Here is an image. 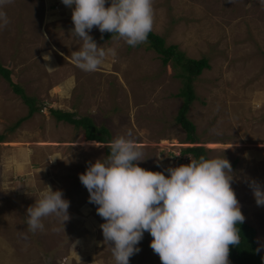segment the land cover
Masks as SVG:
<instances>
[{
    "label": "rangeland",
    "instance_id": "1",
    "mask_svg": "<svg viewBox=\"0 0 264 264\" xmlns=\"http://www.w3.org/2000/svg\"><path fill=\"white\" fill-rule=\"evenodd\" d=\"M153 9L154 33L187 57H206L211 66L194 80L196 98L187 112L197 143L186 140L175 120L182 104L177 71L171 62L163 65L147 44L114 42L94 27L89 34L96 43L115 47L117 55L99 70L84 72L71 61L80 44L70 31L71 7L62 0H12L3 8L10 22L0 29V61L41 109L11 130L27 106L0 76L5 137L0 142V264H115L102 243L104 221L79 180L87 162L106 156L108 143L84 142L81 128L57 121L50 109L91 118L109 130V141L130 131L143 151L139 166L150 171L168 175L167 167L190 163L193 156L182 152L190 146H204L208 158L224 156L232 165L231 186L244 222L254 226L257 247L264 245V206L257 205L245 182L251 178L264 186V5L260 0H153ZM49 53L51 59L44 60ZM69 78L74 87L65 85ZM45 184L63 191L70 219L63 226L46 217L44 230L33 233L25 213ZM152 239L144 233L129 264H161Z\"/></svg>",
    "mask_w": 264,
    "mask_h": 264
},
{
    "label": "clouds",
    "instance_id": "2",
    "mask_svg": "<svg viewBox=\"0 0 264 264\" xmlns=\"http://www.w3.org/2000/svg\"><path fill=\"white\" fill-rule=\"evenodd\" d=\"M10 3L12 0H0V29L10 22L3 11ZM62 3L72 8L74 27L70 31L80 41L78 50L71 52V61L84 72L99 70L108 58L117 55L115 47L104 48L96 43L89 34L94 27L101 34L111 33L114 42L123 41L131 47L146 44L153 29V0ZM260 3L264 5V0ZM43 58L49 61L50 53ZM64 83L74 87L72 78ZM107 148L106 156L87 162L79 180L104 221L100 224L102 243L110 248L115 264H129L140 251L137 245L145 232L153 237L150 247L161 264H230L229 246L240 244L237 225L244 223L245 216L231 186L234 175L227 158L189 156L190 163L169 166L165 175L139 166L144 160L143 151L130 131L117 134ZM245 182L257 205L264 206V186L251 178H245ZM69 206L62 190L45 184L35 203L26 209L28 230L43 231L42 220L49 216L64 226L70 219ZM262 247L255 251L259 253Z\"/></svg>",
    "mask_w": 264,
    "mask_h": 264
},
{
    "label": "trees",
    "instance_id": "3",
    "mask_svg": "<svg viewBox=\"0 0 264 264\" xmlns=\"http://www.w3.org/2000/svg\"><path fill=\"white\" fill-rule=\"evenodd\" d=\"M105 38H111V33H105ZM148 47L155 51L162 62L166 65L171 62L173 68L177 71L176 76L181 79L182 87L178 95L182 98V104L178 109L175 117L176 122L185 130L186 140L189 143H197L196 127L194 123L187 117V112L190 104L195 100L196 94L193 87V82L202 73L204 69H210L209 61L206 57L199 59L187 57L185 53L175 44H166L165 39L151 31L148 34ZM0 76L7 81L12 91L21 97L23 103L27 106L25 116L19 118L11 126V130L18 127L23 121L30 118L35 112L41 109L40 103L36 97L26 94L24 88L13 81L11 70L5 67L0 61ZM51 115L57 120L73 125L76 128H81L87 140L108 143L110 139L109 130L104 126H97L93 120L87 116L75 117L73 112L64 111L61 109H50ZM4 135L0 134V142L4 140ZM207 150L202 145H195L182 149L183 154H190L193 158H199L204 155L206 158ZM109 153L107 144L105 145V154ZM143 168V167H142ZM146 169V168H144ZM149 170V169H147ZM240 229L241 242L238 246H229L230 264H264V253H257L256 230L254 226L244 222L237 225Z\"/></svg>",
    "mask_w": 264,
    "mask_h": 264
},
{
    "label": "bare ground",
    "instance_id": "4",
    "mask_svg": "<svg viewBox=\"0 0 264 264\" xmlns=\"http://www.w3.org/2000/svg\"><path fill=\"white\" fill-rule=\"evenodd\" d=\"M83 137H84V138H83L84 142H87V143H98L97 141L87 140V139L85 138V136H83Z\"/></svg>",
    "mask_w": 264,
    "mask_h": 264
}]
</instances>
